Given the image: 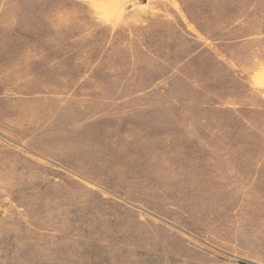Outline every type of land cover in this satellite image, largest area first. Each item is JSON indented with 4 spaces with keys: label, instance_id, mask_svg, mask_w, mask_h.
Segmentation results:
<instances>
[{
    "label": "rangeland",
    "instance_id": "rangeland-1",
    "mask_svg": "<svg viewBox=\"0 0 264 264\" xmlns=\"http://www.w3.org/2000/svg\"><path fill=\"white\" fill-rule=\"evenodd\" d=\"M0 264H264V0H0Z\"/></svg>",
    "mask_w": 264,
    "mask_h": 264
}]
</instances>
